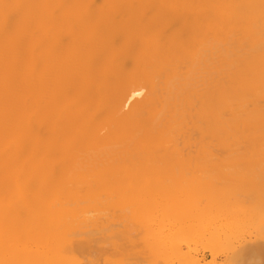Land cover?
Wrapping results in <instances>:
<instances>
[{
	"label": "bare ground",
	"instance_id": "bare-ground-1",
	"mask_svg": "<svg viewBox=\"0 0 264 264\" xmlns=\"http://www.w3.org/2000/svg\"><path fill=\"white\" fill-rule=\"evenodd\" d=\"M258 171L264 0H0V264H218Z\"/></svg>",
	"mask_w": 264,
	"mask_h": 264
},
{
	"label": "rangeland",
	"instance_id": "rangeland-1",
	"mask_svg": "<svg viewBox=\"0 0 264 264\" xmlns=\"http://www.w3.org/2000/svg\"><path fill=\"white\" fill-rule=\"evenodd\" d=\"M263 173L264 172H261V171H258V172H256V174H261V175H263ZM237 192H239V191H237ZM240 193V192H239ZM240 195V194H239ZM261 215L263 216V214H262V212H261ZM261 215L259 214V215H257L256 216V218L254 219V221L253 222H251V221H247L248 223L249 222H251L250 224H248L247 222H246V224L245 223H243V224H245V225H243V226H239L240 228H238L236 225H234V226H236V228L237 229H235V227H231L230 228V231H228V233L230 234H232V235H230V237L229 238H231L230 239V243H232V244H230L229 246H224V245H226V244H224L223 242V245L219 242L218 243V246H216V244H215V246L213 247L215 250H214V252L216 251V253L218 254V258L216 259V263H218V264H224V258H225V255L226 254H230L229 252L231 251H233V250H230V249H232L233 247H235V246H237L238 245V243L240 244V242H242V243H244V242H249V241H253V240H256L257 242H264V217H261ZM261 217V218H257V217ZM263 218V219H262ZM124 221V224L126 223V224H129L130 225V223H128V221H130V220H132L131 218L129 219L128 217H126V216H124L123 218H122ZM133 221V220H132ZM210 221V220H209ZM256 221H258V222H256ZM207 222V221H206ZM222 223L223 222H225L224 220L223 221H221ZM221 222H219V223H221ZM133 223H134V221H133ZM209 222H207V224H208ZM212 223V222H211ZM263 223V224H262ZM132 224V223H131ZM228 224V223H227ZM234 224V223H233ZM233 224L232 225H229V226H233ZM134 225V224H133ZM242 225V224H241ZM253 225V226H252ZM263 225V226H262ZM261 226V227H260ZM134 227V226H133ZM228 228V227H227ZM232 228H233V230H232ZM229 229V228H228ZM235 230V231H234ZM237 235V236H236ZM124 242V250H123V254H122V256H121V261L122 262H135V264H153L154 262L152 261L153 260V257L151 256V254L149 253V252H144L142 255H138L137 256V258H133V256L134 255H130V250H131V246H128V243L126 242V240H124L123 241ZM220 244V245H219ZM222 245V246H221ZM192 247H193V250H195L196 252H197V254H198V256L200 257V258H203V262H209V260H210V256H209V248L207 249L206 248V250H204L205 248H203V245H199L198 243H196V244H194V245H191ZM223 246H224V248H223ZM233 246V247H232ZM211 247V248H212ZM216 247V248H215ZM231 247V248H230ZM213 250V249H212ZM86 251H88V250H86ZM81 251H79V253H80ZM85 252V250L83 251V253ZM78 252H77V254H79ZM90 253V252H89ZM64 255V254H63ZM84 255L86 256V252H85V254H83L82 255V253L81 254H79V255H77L79 258H83L84 257ZM90 256V255H89ZM132 256V257H131ZM68 257V256H67ZM87 257V256H86ZM115 257H117V256H115ZM114 256H111V257H109L108 258V261H109V264H117V263H115V261H116V258H115ZM65 258V257H64ZM78 258V259H79ZM77 259V258H76ZM72 260H75V259H72ZM84 260H86L85 259V257H84ZM83 260V261H84ZM157 260H159V258L157 259ZM61 261H62V259H61ZM66 261L67 260H65L64 259V262H65V264H67L66 263ZM103 261H105L102 257L99 259V264H101V263H103ZM261 261H263L264 262V256H262V258H261ZM63 262V263H64ZM72 262V261H71ZM153 262V263H152ZM62 263V262H61ZM125 263H123V264H125ZM122 264V263H121ZM127 264V263H126ZM228 264V263H227Z\"/></svg>",
	"mask_w": 264,
	"mask_h": 264
}]
</instances>
